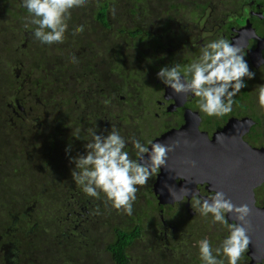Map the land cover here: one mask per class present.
Listing matches in <instances>:
<instances>
[{"label": "trees", "instance_id": "16d2710c", "mask_svg": "<svg viewBox=\"0 0 264 264\" xmlns=\"http://www.w3.org/2000/svg\"><path fill=\"white\" fill-rule=\"evenodd\" d=\"M208 1L89 0L68 22L70 31H84L66 32L64 43L47 47L32 36L21 0H0V264H200L199 239L183 236L178 202L150 198L147 183L136 193L133 215L118 212L74 184L69 156L84 153L94 130L107 135L115 127L142 143L161 133L150 110L153 91L143 81L127 89L132 78L121 48L149 47L153 38L162 62L174 54L182 60L171 39L185 25L199 27ZM16 99L26 115L9 109ZM30 116L40 128L23 120ZM256 124L264 125L259 117ZM125 150L136 159L130 142ZM160 214L178 229L165 235L154 217Z\"/></svg>", "mask_w": 264, "mask_h": 264}, {"label": "clouds", "instance_id": "9594fccd", "mask_svg": "<svg viewBox=\"0 0 264 264\" xmlns=\"http://www.w3.org/2000/svg\"><path fill=\"white\" fill-rule=\"evenodd\" d=\"M88 2L89 0H21V6L27 10V25L35 26L32 36L41 45L51 47L64 43L66 32L75 37L84 31L83 25L75 26L70 31L68 22L72 11L84 8ZM245 55L244 49L238 43L220 37L204 44L198 58L186 68L181 69L179 65L164 66L156 76L182 102L188 97L196 98L198 111L193 115V119H199L200 114L222 118L232 112L235 97L247 86L245 78L251 80L255 77L245 60ZM72 62H76L75 56L72 57ZM256 103L259 111L264 113V84L258 88ZM75 137L79 139L78 136ZM224 138L226 136L223 134L216 137L217 142L221 143ZM129 142L135 151L136 159L131 158L125 150ZM84 149L82 154L69 156V162L74 165L70 170L72 180L84 195L102 200L111 208L128 216L133 215V204L137 199L139 187L147 183L151 191L150 198H157L160 204L182 203L191 196L190 204L195 213L224 231V235L216 244H213L209 236L195 242L200 264H240L251 242L248 217L250 213L254 217L258 212L253 203L250 206L247 203L234 204L233 198L230 199L223 191L215 188L208 196L191 193L187 186L180 191H174L169 182H166L172 175L176 182L173 184L172 177L170 178L172 187H177V183H182V187L186 184L184 181H177L178 177L174 175L179 172L175 168L173 171L171 169V173H164L163 165H166L167 155L174 151L172 144L153 141L142 143L136 138L126 140L115 127H111L107 135L98 134L94 130L91 139L84 144ZM68 151L69 149H66V154ZM242 152L250 151L247 147ZM258 153V156L264 157V152ZM184 163L196 166L195 160H185ZM257 164L255 166L249 163L252 176L258 175L253 181L262 179L260 175L264 173V162ZM261 165L263 169L256 170L258 166L261 168ZM260 185H264V182L256 187ZM167 193H170L173 201L161 200L160 196ZM154 217L162 222L163 227L173 225L166 221L164 214ZM259 229V241L253 251L258 255L264 253V229L261 227V221Z\"/></svg>", "mask_w": 264, "mask_h": 264}, {"label": "flooded vegetation", "instance_id": "af4514ba", "mask_svg": "<svg viewBox=\"0 0 264 264\" xmlns=\"http://www.w3.org/2000/svg\"><path fill=\"white\" fill-rule=\"evenodd\" d=\"M125 1L128 2L127 0ZM146 1H150L151 4L154 0ZM209 1L211 3H209ZM209 1L204 14L197 20L199 27L194 24H192L191 27L185 25L181 37H174L171 39L177 47L181 48L179 50L170 46L171 51H179L180 55L183 56L182 60H177L174 54L173 60H170L169 56L168 60H164L165 63L162 62L156 55L157 47L153 38L152 40H148L149 47L145 48L140 47L131 49L124 45L120 53L129 60L126 63V71L132 78L131 82L128 81L125 82V84L127 89H130L135 85L141 84L143 81V85L149 88L148 91H153V93H151V98L155 101L152 102L150 110H152L153 114H155L160 121V127L157 128V133H161L152 138L151 141L158 142L157 139L165 134L166 136L161 140V143L172 144L175 150V143L179 140V137L181 138L182 136L180 132L183 131L180 130L187 122L190 124L193 132L195 131L196 139L200 138V133L196 132V130L206 132L209 138H213V136L216 138L218 135H221L219 132L229 125L226 133H228L232 139L238 137L240 135L239 132L244 130L242 138L245 144L247 143L249 146L255 147L261 152L264 149V131L262 129L264 125L261 126L256 123L259 117L264 124V113H261L257 107L256 95L259 86L264 84V0ZM134 2L135 0H129L128 3L133 6ZM184 21L189 22L187 19ZM147 29L154 33L156 27L149 26ZM220 37L226 38L230 42L238 43L244 49V53L246 54L245 60L250 70L255 73V77L251 80L245 78L247 86L242 88L241 92L235 97V103L233 104L231 113L222 118L208 117L204 114H200V121L197 128L195 125L196 119H193V115L198 111L196 98L188 97L183 102L181 99L177 98L171 89L157 78L156 73L159 70H154L155 64H159L160 67L179 65L181 69L186 68L194 59L198 58L200 49L204 44ZM123 48H125V51H123ZM148 56H152V59H148ZM121 84L122 83H119L118 88H120ZM138 98L139 95H135V99ZM8 107L14 112L13 114H19L20 112L25 115L27 114V109L21 105L19 99H16L14 103L9 102ZM17 108L20 110L17 111ZM37 118L38 117L35 118L30 116L29 119L25 118L23 120L28 122L29 127L33 125L35 128H40V125L36 122L38 121ZM11 119L14 118L11 117ZM16 122L17 121H15V123ZM239 140L237 142H239ZM262 161L264 162V157L263 155H259V163ZM249 163L250 161L246 160V167H249ZM254 165L257 166L258 164L254 163ZM217 168L219 170L217 176L207 174V176L212 177L211 179L213 181L210 180L211 183L207 182L205 179L201 180L205 175L201 170H198V175L200 177L197 179L198 183L196 184L193 183L195 177L190 179L191 176L187 177L182 170H179V172L178 169L175 168L179 174L174 176L178 177V182L184 181L186 185L182 188L187 186V188L191 190V193H196L200 196H208L210 193L214 192L213 188H215L226 194L225 184L222 185L220 183L227 174V168H224L223 164L218 165ZM171 169L173 171V168ZM256 170H258V168H256ZM255 198L256 202L253 205L257 208L259 207V209L264 208V185L255 188ZM190 199L191 196H189L188 200L179 203L176 210L177 213H181L185 218V221L182 222L181 225L183 236L189 241L194 240V238L202 239L209 236L213 239V244H215L218 242L219 238L224 235V231L218 225H211L196 214L191 207ZM243 199L244 195L242 194L233 197L234 202H232L239 205L243 203ZM258 217V215L254 217L251 216V213L248 217L251 225L249 228L251 242L248 252L243 256L240 264H264V253L259 255L253 253L259 241V225L261 220L258 219ZM261 218L264 220V213L261 215ZM164 228L165 235L168 234L170 229H178H175L171 224ZM188 240H185V242Z\"/></svg>", "mask_w": 264, "mask_h": 264}, {"label": "water", "instance_id": "95a60500", "mask_svg": "<svg viewBox=\"0 0 264 264\" xmlns=\"http://www.w3.org/2000/svg\"><path fill=\"white\" fill-rule=\"evenodd\" d=\"M199 121L200 117L195 121V125L197 128L199 125ZM228 127L229 125H227L219 132L220 134L226 136V138H224L221 143L217 142L215 136H213V138H209L206 132H202L199 130H196V132L200 133V138L196 139L195 131L193 132L190 124L187 122L180 130L184 133L180 132L182 133V136L181 138L179 137V140L176 141L175 150L169 152L167 155L166 165H163L164 173H171V168H176L178 169V171L182 170L187 177L191 176L190 179L195 177L193 183H196L197 179L200 177L198 175V170H201L205 174L203 179L211 183L210 180H212V177L207 176V174L217 176L219 174L217 166L223 164L224 168H227V174L224 176V179L220 184H225L227 197L232 199L233 197L243 194L244 199L242 200V202L247 203L250 206L252 203L255 204L254 188L257 184L264 182V173L260 175L262 179H256L255 181H253V178L258 175L255 174L252 176V172L249 167H246L245 162L246 160L250 161V163L253 164L259 162V156L257 155L259 154V150L255 147L249 146L247 143L246 146L242 138L244 130H241V132H239L240 135L238 137L232 139L229 134L226 133ZM165 136L166 135L163 134L161 137H159L157 139L158 142H162L161 140ZM238 140L239 142H237ZM247 147L250 152H242L245 150V148L247 149ZM261 152H264V150H262ZM185 160H195L196 166L192 167L184 163ZM263 166L261 165V168L258 166V169L262 170ZM190 173L193 175H191ZM170 178L166 181L169 182L170 188H172L174 191H180V189L182 188V183H177V187H172V185L170 184ZM172 183L176 184L173 177ZM160 198L163 202L173 201L170 193L161 195ZM257 211L258 212L254 215L259 216L258 219L261 220V227L262 229H264V220H262L261 218V215L264 213V208L259 209L258 207Z\"/></svg>", "mask_w": 264, "mask_h": 264}, {"label": "rangeland", "instance_id": "374dc122", "mask_svg": "<svg viewBox=\"0 0 264 264\" xmlns=\"http://www.w3.org/2000/svg\"><path fill=\"white\" fill-rule=\"evenodd\" d=\"M264 116V115H263ZM263 129V131H264V128H262ZM261 129V130H262ZM4 165V164H3ZM5 168L7 169V175H8V169L10 168V166H8L7 164H5ZM17 186H19V182H18V184H17ZM166 216V215H165ZM167 217V216H166ZM174 226V225H173ZM174 228L176 229V228H178V225L177 226H174ZM179 235V234H178ZM5 251H7V249L5 250Z\"/></svg>", "mask_w": 264, "mask_h": 264}, {"label": "bare ground", "instance_id": "6f19581e", "mask_svg": "<svg viewBox=\"0 0 264 264\" xmlns=\"http://www.w3.org/2000/svg\"><path fill=\"white\" fill-rule=\"evenodd\" d=\"M255 181V180H254Z\"/></svg>", "mask_w": 264, "mask_h": 264}]
</instances>
